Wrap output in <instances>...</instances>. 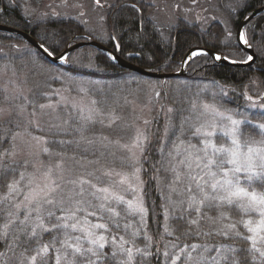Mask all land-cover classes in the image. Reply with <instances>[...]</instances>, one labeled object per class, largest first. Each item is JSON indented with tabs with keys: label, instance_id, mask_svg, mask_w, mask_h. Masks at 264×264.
I'll return each instance as SVG.
<instances>
[{
	"label": "snow or ice",
	"instance_id": "snow-or-ice-1",
	"mask_svg": "<svg viewBox=\"0 0 264 264\" xmlns=\"http://www.w3.org/2000/svg\"><path fill=\"white\" fill-rule=\"evenodd\" d=\"M95 4L102 7L100 0H95ZM227 7L232 6L229 4ZM225 31L226 42L232 38V32L227 26ZM236 38L237 47L244 46L241 51L253 48L244 30L238 31ZM59 43L54 41L46 46L45 38L37 46L35 59L56 56L60 61L68 62L67 55L56 53ZM257 54L264 55V44L247 54L242 62H254ZM205 55V49L190 48L182 62L187 64ZM230 55L217 53L214 58L227 61ZM40 95L51 101V94ZM243 96L248 107L264 110V103L258 102L264 100V94L255 100L247 92ZM25 100L33 103L27 97ZM64 102L61 98L55 105L51 102L34 105L31 115L36 117L37 107L41 113L46 109L55 111ZM92 103L95 105L97 102ZM201 107L203 111L197 112V104L193 102L189 115L181 118L178 128L170 119L163 136L157 141L159 147L156 151L161 154L159 164L172 176L171 181L163 186L158 175L152 177L157 181L162 201L159 212L147 206L145 182L141 179V173L145 171L143 164L148 161L144 152L146 145L151 143L143 131L137 130L131 145H122L129 152L132 171L103 172L104 176H119L114 186L102 184L95 172L74 174L65 166L66 153L54 152L47 146L75 144L79 147L82 143H97L96 139L87 138L84 132L89 123L95 122V116L103 113L97 108L87 112L79 108V127H69L71 118L52 124L48 131L54 137L79 134L78 138L71 140L32 138L38 145H44L40 148L41 153L59 157L55 163L39 167L33 165L32 172L27 171L28 161L24 162V170L19 172L15 166L0 163V181H3L0 188L4 189L0 193V240L7 243L8 249L24 245L20 264H49L48 257L53 251L56 253L55 264H62V261L75 264L78 257L86 264H112L113 261L115 264H136L137 258L142 264L153 257L156 264H177L181 260L184 264H264V122L247 117L234 119L232 115H225L207 104ZM72 108L76 110L77 105L72 104ZM4 111L0 108V115ZM168 111L172 113L174 109L169 108ZM206 114L212 119H203ZM260 116L264 118V111L260 112ZM117 119L112 115L108 126ZM33 123L38 130L44 131L38 122ZM171 136H176L178 143L174 142L172 150L165 154V141ZM99 140L103 142L108 138L100 137ZM15 155V151L6 150L0 153V161ZM88 163H99V160ZM94 179L96 182H93ZM122 185L127 187L117 190ZM126 193H132V198H126ZM210 211H215L216 215L209 216ZM150 216L156 218L158 240L148 230ZM160 216H163L162 222ZM204 223L208 224L207 230L202 227ZM180 224L185 226V230L177 236ZM121 231L124 235L119 234ZM46 234L54 235L43 242ZM181 236L186 240L202 239L203 242L181 246ZM214 237L220 240L209 243ZM140 238L145 241L143 247L137 246L136 241ZM236 241H243L247 247L239 246ZM106 248H111V252H105ZM29 251L32 253L30 256L27 254ZM69 251L71 260L68 259ZM4 255L0 252V257ZM0 264L4 261L0 260Z\"/></svg>",
	"mask_w": 264,
	"mask_h": 264
},
{
	"label": "trees",
	"instance_id": "trees-1",
	"mask_svg": "<svg viewBox=\"0 0 264 264\" xmlns=\"http://www.w3.org/2000/svg\"><path fill=\"white\" fill-rule=\"evenodd\" d=\"M239 4H243V8L235 18L232 27L228 28L232 32V38L226 42L224 41V37L227 35L226 25L222 21L219 23L211 21L206 27L200 28L193 24L178 25L176 27V39L173 40L171 37L172 31L160 30L158 24L153 21H140L138 11L131 7L119 8L110 27L114 35L119 38L122 57L129 59L123 52L124 49L132 51L138 55L131 60L132 62L156 71L172 72L178 70L186 52L195 46L215 49L225 55L231 53L229 58L244 60L248 53L246 50L241 51L243 49L241 46L237 47L238 41L235 29L249 11L264 5V0H240ZM141 7L144 10L145 6L141 5ZM20 12L22 11L20 10ZM0 23L26 30L39 42L45 41L46 38V46L54 41L60 42L59 47L56 49L57 54L62 52L71 42L84 39L82 33L86 32V25L81 20L69 16L47 13L36 18L30 16V21H24L10 0H0ZM244 31L250 43L253 44V51L258 50L261 44H264V35H262L264 34V11L246 22ZM93 38L101 43L103 42L108 48H112L102 37L93 34ZM19 42H24L23 48L20 47ZM37 52L38 50L22 37L11 32L0 31V108L9 106L12 110L5 117L0 115V153L6 150L8 152L15 151V147H13L15 146V135L18 132L25 131L27 121L17 113V109L32 113L34 105L42 104L48 100L47 97L40 94L46 93V91L56 86L51 68L91 79L92 83L96 84L89 91L93 98L92 101L97 102L94 108L99 109L103 115L95 116V122L88 124L84 135L89 139H96L97 143L92 145L82 143L79 147L75 144L64 147L58 144L47 145L54 152H62L66 153L67 157H74L73 160L77 162L106 161L110 159L107 152L101 151L99 148L103 147L99 137L104 127L105 117L117 109L124 108L131 99L137 96L142 89L141 80L151 81L152 85L149 87L154 86V88H161V82L171 81L170 89L164 88L163 90L165 93L168 92L166 99L169 108L174 109V111L172 113L167 112L161 125L154 124L153 129L156 137L152 140L150 148L146 149L144 153V156L148 157V161L143 164L145 171L141 173V179L145 182L144 194L147 206L149 209L155 208L157 212L160 211L159 205L162 203L160 194L157 191V181L152 179V177L158 175L162 181V167L159 164L161 154L156 151L159 147L157 141L163 136L165 125L170 119L172 124L178 128L181 118L189 115L191 105L195 102L197 112H202L201 106L207 104L230 109L238 117L242 116L257 122H264V118L260 116V112L264 110L248 107V102L245 101L243 96V93L247 92L255 100L261 94H264V55L257 54L254 62L236 66L222 63L207 53V55L197 57L187 63L183 74L161 79L124 68L112 60L107 53L92 45H84L70 51L67 55L69 61L64 65L51 62L47 57L36 60L34 54ZM41 64L43 65L42 68L40 67ZM25 73L26 75H24ZM8 74H16L19 77L18 82L13 84ZM18 84L28 86V91L33 89L29 96H25L15 89ZM25 97L33 103H27ZM260 101L263 100L258 102ZM38 109L37 107L35 110ZM59 115L61 120L56 124L71 118L69 127H79L78 108L76 110L72 106H68L64 110L62 108ZM101 120L103 123H101ZM31 128V126H27L26 132L36 133L48 139L71 140L79 136L78 133H73L68 136L54 137L48 129L41 131L36 128L31 131ZM174 142L178 143L176 136H171L165 141V154L170 151ZM192 142L196 143V141ZM166 157L165 155V160ZM24 162L25 160L18 158L17 154L15 157L6 156L0 161V163L10 167L15 166L17 172L24 170ZM120 166H123V169L129 173L132 171L128 162H120ZM157 169H159L158 173ZM27 171L30 172V166H28ZM0 183H3V181H0ZM3 191L4 189L0 188V193ZM127 219L132 220L131 217ZM155 219V217L150 216L148 230L158 240ZM159 219L162 222L163 216H160ZM133 223H136V221H133ZM202 227L207 230L208 224L204 223ZM184 230L185 226L180 224L176 235L180 236ZM160 231H162V228ZM119 234L124 235L122 231ZM51 235L54 234L44 235L43 242L49 241ZM219 240V237H214L208 242L216 243ZM193 242L202 243L203 240L196 238L186 240L181 236V246L184 243L191 244ZM222 242L233 243L232 241ZM136 243L137 246L143 247L145 241L140 238ZM235 243L241 247H247L243 241H236ZM7 246L5 241L0 240V252H3ZM17 249L23 252L24 245L21 244ZM153 251H155V248H153ZM105 252L110 253L111 248H106ZM27 254L31 255L32 253L29 251ZM48 261L49 264H55L54 251L48 257ZM75 264H86V262L84 259L78 258ZM105 264H108V262H105ZM112 264H115V262L113 261ZM136 264H141L139 258H137ZM142 264H156V258L145 260ZM177 264H184V262L181 260Z\"/></svg>",
	"mask_w": 264,
	"mask_h": 264
},
{
	"label": "rangeland",
	"instance_id": "rangeland-1",
	"mask_svg": "<svg viewBox=\"0 0 264 264\" xmlns=\"http://www.w3.org/2000/svg\"><path fill=\"white\" fill-rule=\"evenodd\" d=\"M220 2H222V6H227L230 4L232 7L231 8L222 7L218 9V11L215 13V16H213V14L211 16H208L205 13L203 15V18L206 21L201 23V27H206L209 23H211V21H215L216 23L222 21L227 26V28L232 27V24L234 22L232 20V15H234L233 9L235 10L236 7L240 8L242 7L243 4L232 3L230 0H220ZM24 12L26 14H31V12L27 9H24ZM87 13H89V21L84 17H80L76 14H71V15L62 14V13L60 14L74 16V18L79 17L78 19L81 20L86 25L87 28L90 27L93 28L95 26L99 30H102L103 28H104L103 30H107L108 26L104 27L105 20L101 17L102 12L100 10L94 9L93 7L88 5ZM227 17H230V19H228ZM160 19L170 20L167 17H161ZM89 22L94 26L91 25ZM85 40L87 39L84 38V39L76 40L68 45H71L77 41H85ZM19 45L20 47H22L24 45V42H19ZM51 71H52L51 73L52 76L55 78L54 84L56 86L53 87L51 90L46 91V93L51 94V101H49L48 99L46 102L42 104H47L51 102L52 104L55 105L58 100H61V98H63L65 102L58 105L55 111L51 109H46L44 110L43 113H41L40 109L35 110L37 113L36 117H33L31 113L25 110L17 109V113L27 122L25 124L26 125L25 131L18 132L15 135V152L18 158H22L23 160L28 161V166H30V172L33 171V167H32L33 165H36L37 167H39L41 164L47 166L49 163H55L56 160L59 159V157L49 156L47 154L41 153L40 148L43 147L44 145L43 144L38 145L36 141L33 140L32 138L44 137V136H39L36 133L34 134L27 133L26 132L27 126H31L32 127L31 131H34L37 128L33 123V121H35L38 122L43 129L47 130L50 128L52 124H56L59 120H61L60 115L58 116L59 111L62 108L64 110V108H67L68 106H72V104H76L78 109L84 108L85 112H87L91 108H94V105L92 103L93 98L91 97L89 89L95 87L96 84L92 83L91 79H85L83 77H80L79 75H72L53 68H51ZM24 75H26V73ZM8 76L11 77L13 84H16L19 80V77L16 74H8ZM141 83H142V89L135 98L131 99V101L124 108L117 109L109 113V115L105 117L104 120L105 123L103 124L104 127L103 130L101 131L100 137H107L108 140L103 142L100 141L103 147H99V146L98 147L100 148L101 151H106L108 156H110V159L106 161H99V163L89 164L88 162H77L71 159L70 157L66 156L64 161L65 166L67 168L72 169L74 174L86 175L88 172H95V176L101 178L102 184H112L115 186L116 182H118L119 180V176L114 174L111 177H108V176H104L103 172L105 170H109V171H113L114 173H125V172L129 173L128 171L123 169V166H120V162L129 163V152L127 151V149L123 148L122 145H131L132 140L134 139L138 129L143 131L144 134L150 138L151 142L156 137V133L155 130L153 129V126L156 123L161 125V122L164 120V117L169 109V103L166 99V96L168 97V92L165 93L163 89L167 88L169 90L172 82L171 81H167L164 83L161 82V88L160 87L154 88V86L149 87L150 85H152V82L149 80L143 79L141 80ZM37 86H39V84H37ZM15 89L22 92V94H24L25 96H29L30 92L33 90L31 89L30 91H28L29 87L26 86L25 84L24 85L18 84L15 87ZM82 89L83 91H81ZM260 102L264 103V100ZM214 107L220 112L224 113L225 115H232L234 119H240V120L244 119L242 116L241 117L236 116L234 112L231 111L230 109L218 108L216 106ZM3 109H5V111L2 114V117H5L12 112L9 106L4 107ZM112 115H115L116 117H118V119L114 123H112L111 126L109 127L108 122L111 119ZM203 119L211 120L212 116L206 114L203 117ZM145 121H148V123L145 124ZM224 123H227V121H224ZM150 146L151 143L146 145V149H149ZM171 150L172 148L170 149V151ZM167 159L168 158L166 157V160ZM161 174H162V186L171 181L172 179L171 174L164 171L163 167L161 170ZM93 182H96L95 179L93 180ZM125 187L127 186L126 185L118 186L117 190L122 191L123 188ZM126 198L131 199L132 193H126ZM208 215L215 216L216 212L210 211L208 212ZM57 247H59V245H57ZM3 252L5 253V255L1 257V260L4 261V264H20V261L22 259L20 254L22 251H20L17 248L8 249L7 246V248ZM55 256L56 253L54 252V259ZM68 259L69 260L72 259L71 251L68 252ZM62 264H65V262L62 261Z\"/></svg>",
	"mask_w": 264,
	"mask_h": 264
},
{
	"label": "flooded vegetation",
	"instance_id": "flooded-vegetation-1",
	"mask_svg": "<svg viewBox=\"0 0 264 264\" xmlns=\"http://www.w3.org/2000/svg\"><path fill=\"white\" fill-rule=\"evenodd\" d=\"M230 1L232 3L240 2V0ZM10 2L14 4L15 9L21 16V19L24 21H30V16L36 18L47 13L60 16H69L73 18L74 16L70 15L76 14L89 21V13H87L88 5L94 9H98L102 12L101 17L105 20L104 27L108 26L107 30H103L104 28L99 30L89 22L94 27H86V32L84 31L82 33V37H85L86 39H94L93 34L102 37L109 45H111V49L119 56H121V44L119 38L114 35L110 27L119 8L131 7L132 5H135V7L131 8H135L138 11L140 21H153L154 23L158 24L160 30L172 31L171 37L173 40L176 39V27L178 25L193 24L200 28L201 23L206 21L203 18L205 13L208 16H211L212 14L215 16V13L218 11V9L222 7L229 8L227 6H222V2H220V0H195V3L193 0H100L102 7H97L95 0H10ZM141 5L145 6L144 10ZM242 8L243 6L240 8H235L234 15H232L233 21ZM24 9L29 10L31 14H26ZM20 10L23 13L20 12ZM60 13L70 15H62ZM81 13H83V15H81ZM161 17H167L170 20H161ZM78 18L79 17H76L75 19ZM227 18L230 19V17ZM112 36H114L115 39H111ZM123 52L130 60H133L136 56H138L136 53L125 49Z\"/></svg>",
	"mask_w": 264,
	"mask_h": 264
},
{
	"label": "water",
	"instance_id": "water-1",
	"mask_svg": "<svg viewBox=\"0 0 264 264\" xmlns=\"http://www.w3.org/2000/svg\"><path fill=\"white\" fill-rule=\"evenodd\" d=\"M261 11H264V5H261L259 7H256L254 9H252L251 11H249L248 14H246L241 21L239 22L237 29H236V37H237V33L240 30H243L244 25L246 24V22L256 16L257 14H259ZM0 31H5V32H11L14 33L18 36H21L22 38H24L26 41H28L30 44H32L36 49H38V44L40 43L37 39H35L29 32L13 27V26H9L3 23H0ZM237 39V38H236ZM83 45H92L97 47L98 49H100L101 51L107 53L108 55L111 56V58L117 62L120 66L133 70L137 73H140L142 75H146V76H150V77H155V78H161V79H165L169 76H175V75H181L184 73V69L186 67L187 64L183 63L181 64L179 70L176 71H172V72H163V71H156V70H152L150 68H145L141 65H138L134 62H131L121 56H119L116 52H114L112 49L108 48L107 46H105L104 44L96 41V40H92V39H88L85 41H77L74 42L73 44H71V47H67L60 53H64L65 55H67L72 49H75L76 47H81ZM243 49L244 46L240 45ZM193 48H199V49H205L206 52L208 54H210L211 56L215 57V54L217 53H221L218 50L215 49H211V48H206V47H202V46H195ZM247 51V53H251L254 52L253 48L252 49H245ZM189 51V50H188ZM187 51V53H188ZM59 53V54H60ZM186 53V54H187ZM57 54V55H59ZM186 54L184 55L182 61L186 58ZM51 62H54L56 64L59 65H64L66 62H62L59 59L56 58V56H52V57H47ZM246 60V59H245ZM222 63H228V64H232V65H236V66H240V65H247L250 64L252 62H248V63H243L241 60H235V59H231L229 58V60L225 61V60H219ZM231 61H236V63H232ZM244 61V60H243Z\"/></svg>",
	"mask_w": 264,
	"mask_h": 264
}]
</instances>
